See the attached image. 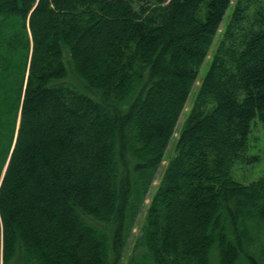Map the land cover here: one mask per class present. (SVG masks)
Segmentation results:
<instances>
[{
  "label": "trees",
  "instance_id": "16d2710c",
  "mask_svg": "<svg viewBox=\"0 0 264 264\" xmlns=\"http://www.w3.org/2000/svg\"><path fill=\"white\" fill-rule=\"evenodd\" d=\"M232 2L0 0L2 264H118ZM255 117L264 0H237L125 264H264V175L231 176Z\"/></svg>",
  "mask_w": 264,
  "mask_h": 264
},
{
  "label": "rangeland",
  "instance_id": "374dc122",
  "mask_svg": "<svg viewBox=\"0 0 264 264\" xmlns=\"http://www.w3.org/2000/svg\"><path fill=\"white\" fill-rule=\"evenodd\" d=\"M237 0H233L231 3V6L229 7V10L225 16L224 21L222 22L220 26V31H218L217 35L214 38V44L211 48V50L208 52V55L204 61V63L201 65L198 78L195 81V84L190 92V95L187 99V102L185 104L184 109L182 110L179 120L177 122L175 133L173 135V138L171 139L166 151L165 155L163 157V160L161 162L160 167L158 168V172L156 174V177L154 181L152 182V185L149 188V191L147 193L145 204L143 211L140 213L137 222L134 226L133 233L130 237V240L124 249V251L121 253L120 261L118 264H125L128 256L131 251V246L134 238L139 233V227L143 220L144 212L148 204L150 203V200L152 198V195L154 194V191L158 185L159 177L164 169V166L166 165L168 158L170 155L174 153V146H175V140L178 132L180 131L186 117L188 114V111L192 105V101L195 97L197 87L201 81V78L204 75L205 70L208 67V64L211 60V57L213 55L217 40L219 36L221 35L222 31H224L228 16L231 14L232 7L236 3ZM264 175V125L261 123L258 117H255L251 123V131L248 135L247 139V146L243 154V158L236 160L231 168V176L234 180L241 182V183H249L251 181L257 180L260 177ZM2 237V236H1ZM2 240H0V264H2V258H1V249H2Z\"/></svg>",
  "mask_w": 264,
  "mask_h": 264
},
{
  "label": "water",
  "instance_id": "95a60500",
  "mask_svg": "<svg viewBox=\"0 0 264 264\" xmlns=\"http://www.w3.org/2000/svg\"><path fill=\"white\" fill-rule=\"evenodd\" d=\"M4 171H5V169H4ZM4 171H3V174H4Z\"/></svg>",
  "mask_w": 264,
  "mask_h": 264
}]
</instances>
